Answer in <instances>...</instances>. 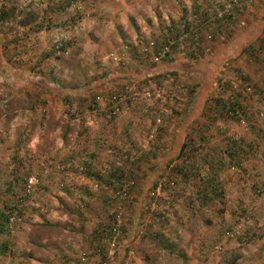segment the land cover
<instances>
[{"label":"rangeland","instance_id":"1","mask_svg":"<svg viewBox=\"0 0 264 264\" xmlns=\"http://www.w3.org/2000/svg\"><path fill=\"white\" fill-rule=\"evenodd\" d=\"M2 7L10 13L0 22V100L10 101L0 102V212L21 222L13 232L0 227V264L61 261L32 245L78 239L63 232L82 225L100 235L72 260L96 264L111 212L122 218L120 264H264V0H0ZM170 29L179 34L173 49ZM227 100L235 113L220 107L216 115ZM198 131L208 143L197 136L191 144ZM234 141L241 162L229 163L222 152ZM86 148L102 153L94 173L81 166ZM214 150L229 163L216 177L199 167ZM30 177L38 185L27 194ZM109 179L136 182L132 204L114 198ZM162 181L175 186L150 201ZM81 209L98 222L88 224Z\"/></svg>","mask_w":264,"mask_h":264},{"label":"crops","instance_id":"2","mask_svg":"<svg viewBox=\"0 0 264 264\" xmlns=\"http://www.w3.org/2000/svg\"><path fill=\"white\" fill-rule=\"evenodd\" d=\"M5 86H6V83H4L2 86L0 85V94L1 95H6L5 94V90H4ZM8 101H10L9 98H6L5 100L3 98L2 101L0 100V102L2 104H6ZM206 104H209V102L206 101ZM200 116H201V113L198 114L197 116H195L196 118L194 119V121L196 120V123H198V119L200 118ZM191 120H193V118H191ZM191 123H193V121H191ZM195 131L197 132V130H195ZM198 133H199V131H198ZM197 136L200 137L201 136V133H199V135H195L193 137V141H192L191 144L195 143L194 142L195 141V137H197ZM204 136H205V139L207 140L206 143H208L209 140H210V135H207L206 134ZM180 140H181V138H180ZM179 144H180V141H179L178 144H176V142H175V146L176 145L178 146ZM177 146H176V148H177ZM185 148H187V147H185ZM191 148H193V147H191ZM86 149L88 150V154L87 155H88V157H90V158H88L89 160L86 161L87 165L90 164V167H89V170L90 171H88V173L89 172L94 173V169L92 167H94L95 165H96V167L97 166L98 167L101 166V165H99V163H101L100 161H102V159H101L102 153L98 149H97V151H95V149L91 150V152H93V153L90 152V149H88V148H86ZM232 150L239 151L238 148H237V146H234L233 149H229V151H226V153L223 151L222 152V155L223 156L225 155L228 158H230L229 159L230 160L229 163H235L236 160H239L241 162V159H239V155L232 157V155H234L233 152H235V151H232ZM63 151L64 150H62L61 153ZM183 151H184V149H183ZM172 152L175 153L176 150L172 148ZM173 153H170V154H173ZM218 154L219 153L214 150L212 152V154H207L205 157L202 158V161L200 162V165L198 164L199 167L206 166L207 168H209L210 170H212L213 173L211 172L210 173V176H215L216 177L217 170L224 169L229 164L228 162L225 163L224 160H220L219 157H218ZM168 158H171V156L169 155ZM90 159H91V161H90ZM221 162H224V164H222ZM106 163L108 164V167L111 168V166H109L110 165V162H104V164H106ZM64 164H67V163H64ZM81 166L83 167L84 165H81ZM95 174H98V172L95 171ZM88 175L89 176H87V178L91 182H93L95 185H97L98 182H96L92 178V177H96L97 175H92V174H88ZM90 197H91V195L89 193H85V192L82 193V195H80V198H83V200L85 199L86 201ZM136 211H137V209H136ZM81 212L82 213H80L79 215L82 218H84L86 221H88L87 222L88 224H89V221H91L92 224H96V222H98V217L92 216L88 211L86 212L84 209H81ZM176 214L177 213H175V215H174L176 217V224L183 225V223L186 221V219H184V216L183 215H182V217H178L179 215L178 214L176 215ZM194 215H195V213L192 214V218H193ZM49 218L50 219H53V220H56L58 217L57 216H53V217H49ZM71 218H73V221H74V220H76L77 217H74V215L72 214L71 215ZM96 218H97V220H96ZM186 218H188V217H186ZM182 220H184V221H182ZM79 228L80 229H78L77 232H75L74 230H72L71 232H69L70 231V228H69V230H65L64 229V232H63L64 234L77 233V235H78L77 238L78 239H75L76 236L74 237L75 240L73 238H71V236H67V237L63 236V237H58V238H56V237H47V238H45V243L43 242V245H32V248L34 247V249H37L39 252H41L43 250V251H48L51 254H56V256H59V257L62 256V258L60 259L61 261H57V259H55L56 261L55 260H53V261H50L49 260V264H57V262H58V264H75L74 261L72 260V258L74 256V254H73L74 251H77V253H78V256L77 257L79 258L83 253H86L85 251H88V250L91 249V247H90L91 245H93V246L94 245H97L95 243V240H96L97 235L98 236L100 235V232L98 230L96 231L97 228H91V229L90 228H85L84 225H82V227L80 226ZM84 229H86V230H84ZM83 231H85L84 234L82 233ZM179 232H180V230L176 229V232L175 233H179ZM79 235L82 238H80ZM199 238H200L198 240V243H200L199 245H203L202 237L200 236ZM129 239H130V237H129ZM201 240H202V242H201ZM76 242H79V244H76ZM84 243L86 245H83ZM122 249L125 252V249L126 248L122 247ZM28 256H30V254H28ZM53 258H55V256ZM75 262L77 264V260H75ZM22 263H28V260H25L24 262H21L20 264H22ZM111 264H120L119 257H116V259L114 261H112Z\"/></svg>","mask_w":264,"mask_h":264},{"label":"built area","instance_id":"3","mask_svg":"<svg viewBox=\"0 0 264 264\" xmlns=\"http://www.w3.org/2000/svg\"><path fill=\"white\" fill-rule=\"evenodd\" d=\"M197 23H199L198 20H195ZM186 27L185 25H182V27L180 28H184ZM154 48V43L149 42L146 46V48L144 49L145 52H147L149 49H153ZM111 59H117L116 58V54L111 53L110 54ZM101 97H97V100H100ZM112 102V101H111ZM59 168V167H58ZM38 185V180L35 177H30L27 180V188L25 190V192L27 194H30L32 187ZM132 185V182H130V186ZM175 186L174 181H169V182H160L156 185V187H154L155 189H153L150 193V201H154L157 199H160L163 195V193L165 192V189H173ZM128 185L124 186L122 189H120L119 191L116 192V196L118 195L119 197L125 198L127 197V192H128ZM159 206V205H158ZM160 207V206H159ZM114 214V212L112 213ZM21 222V218L20 215L17 213H14V211L9 213V227L8 230L10 232H13L14 228L16 227V225H18ZM122 226V218H121V214L120 213H116L114 215L113 218V222L112 225L109 226V228L106 230L105 232V249L103 250H97V252L100 255V260L96 263V264H111L112 261H114V257L117 256L118 252H119V239L121 237L122 234V230L121 227Z\"/></svg>","mask_w":264,"mask_h":264},{"label":"trees","instance_id":"4","mask_svg":"<svg viewBox=\"0 0 264 264\" xmlns=\"http://www.w3.org/2000/svg\"><path fill=\"white\" fill-rule=\"evenodd\" d=\"M9 13H10V11L9 10H7V9H5L4 7H2V8H0V22H4V21H6L8 18H9ZM188 22V21H187ZM185 22V23H183L186 27H184L183 29L182 28H180L181 30H179V32H180V36L182 35V34H184V33H186L187 31H188V26L192 23V22ZM198 24H200V23H198ZM201 26V25H200ZM200 32V31H199ZM167 33H168V36L167 37H169V38H167V40H168V42H172L171 43V45H170V48L171 49H173V48H175V46L177 45V41H178V39H176L177 37H178V31H174V29H170V30H168L167 31ZM173 34H175L174 35V37L172 38V37H170L171 35H173ZM199 52H201V51H199ZM195 53H196V51H195ZM195 53H191V56L190 57H192V58H197L198 57V55H200L199 53H197V54H195ZM162 59H164L163 61H169V62H171L170 60L171 59H169V58H167L166 60H165V58H162ZM231 103H233V101L232 102H230L229 100H227V101H225V102H223L221 105H218V106H215V104H212L211 106L210 105H208V107H210L208 110H209V112H211V116H213V113L215 112V109H214V106H215V108H216V115H218V114H221V113H219V112H222L220 109L221 108H223V110H224V113H226V115H228V116H230L231 115V113H235V109L234 108H230V109H228L227 110V108L226 107H228ZM221 107V108H220ZM205 108H206V106H205ZM206 113H208V111H206ZM218 113V114H217ZM211 116H209V117H211ZM208 117V118H209ZM235 116L233 115L231 118H234ZM211 119V118H210ZM235 119H238V118H235ZM215 121V120H214ZM214 121H210V122H214ZM209 121H207V123H208ZM200 133V132H199ZM202 135V134H201ZM198 138H199V140H200V142L202 141V142H207V140L205 139V136L203 135V136H198ZM233 143V147L234 146H236V142L234 141V142H232ZM185 147H186V144H184L183 145V147H182V149H181V151H180V153H179V155H178V158L179 157H181V155H182V153H183V149H185ZM238 149H240L241 147L240 146H238L237 147ZM233 154L234 155H232V157L233 156H237V153H235V152H233ZM87 163L85 162L84 163V166H83V169L85 170L86 168H87ZM86 166V167H85ZM89 166V165H88ZM182 172V171H181ZM184 178L185 179H187L188 177H187V175H185L184 176ZM130 182H132V185L130 186ZM25 183H26V180H25ZM175 183V182H174ZM209 182H207L206 184H208ZM15 184V183H14ZM108 184H110V186H113L114 187V193H115V199H125V200H123V201H125V202H127V203H130V204H132L133 203V200H131L130 198H129V196H130V193H131V191H132V189L135 187V185H136V182L133 180H131V181H129V180H124V181H121V182H119V183H117V181L115 182V181H111L110 179H109V182H108ZM128 185V192H127V197H125V198H122V197H119L118 195L116 196V192L117 191H119L120 189H122L124 186H127ZM7 187V189L11 192L12 191V186H11V184L9 183V185L8 186H6ZM154 187H156V185L154 184L153 185V187H152V189H151V191L154 189ZM207 189H211L212 190V193L213 194H218V193H216L218 190H216V185L214 184H211V185H208V187H207ZM22 190V189H21ZM207 193H203L202 194V201H208L209 200V197H208V195H206ZM18 195L19 194H15L14 196H12L11 198H12V200L13 201H16V199H17V197H18ZM219 196H220V194H219ZM160 200H161V198H160ZM158 203H160L159 201H158ZM158 205H160V204H158ZM161 206V205H160ZM113 212H111L110 214H111V217H112V219L114 218V215L116 214L115 212H114V214H112ZM160 214V213H159ZM20 215V214H19ZM156 216H158V215H156ZM162 217V216H161ZM165 221H168V219L166 218L165 219ZM0 223H1V229L3 230L4 228H6V229H8V227H9V214H7L6 215V213L3 211V213L2 212H0ZM110 226V225H109ZM1 230V231H2ZM0 231V232H1ZM164 249H166V250H168L169 249V246H164ZM169 253L170 254H172V250L170 249L169 250Z\"/></svg>","mask_w":264,"mask_h":264},{"label":"clouds","instance_id":"5","mask_svg":"<svg viewBox=\"0 0 264 264\" xmlns=\"http://www.w3.org/2000/svg\"><path fill=\"white\" fill-rule=\"evenodd\" d=\"M120 248V247H119ZM115 260V259H114Z\"/></svg>","mask_w":264,"mask_h":264}]
</instances>
